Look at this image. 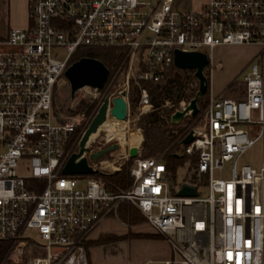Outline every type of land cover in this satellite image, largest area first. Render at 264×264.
Here are the masks:
<instances>
[{
  "label": "built area",
  "instance_id": "obj_1",
  "mask_svg": "<svg viewBox=\"0 0 264 264\" xmlns=\"http://www.w3.org/2000/svg\"><path fill=\"white\" fill-rule=\"evenodd\" d=\"M174 2L27 0L26 27L9 29L0 41V240L12 242L14 261L24 255L25 264H88L86 236L127 201L171 251L165 259L143 264H264L263 86L257 57L238 75L242 99L209 97L197 119L180 127L176 154L194 155V160L178 183L163 155L141 157L139 151L124 190L110 192L93 175L61 173L70 145L77 144L105 97V119L112 117L113 96L125 101L127 117L131 83L138 90L136 111L152 110L150 90L143 84L167 82L170 70H177L174 49L207 57L219 45L264 49V0H205L196 10L176 9ZM86 47L112 48L116 60L101 89L78 90L92 98L89 113L78 111L59 121L54 88L65 82L63 72L74 53ZM117 77L118 88L92 104ZM186 103L181 98L164 106L174 111ZM254 124L259 129L250 138L246 125ZM188 133L192 140L182 144ZM258 139H263L259 165L240 164V156ZM98 163L89 161L97 170L107 164ZM25 181H42L43 187L34 192ZM181 183L193 185L195 196H177ZM25 231H34L36 238ZM27 244L42 254L29 255Z\"/></svg>",
  "mask_w": 264,
  "mask_h": 264
},
{
  "label": "rangeland",
  "instance_id": "obj_2",
  "mask_svg": "<svg viewBox=\"0 0 264 264\" xmlns=\"http://www.w3.org/2000/svg\"><path fill=\"white\" fill-rule=\"evenodd\" d=\"M194 2L193 0H188V2ZM11 26V21L9 22V20H6L5 18H3L0 21V27L2 29H5L7 27ZM2 39H0L1 41ZM180 72H169L167 75V82L168 79H173L174 77H177L178 79H181L179 81V83H181V85H183L185 93L188 94L190 93V89H195L196 85L194 87L193 82H190L189 84V78L188 75L191 74V71H187V70H178ZM215 71H217V67H215ZM236 81H240V77L238 76L236 79ZM166 82V83H167ZM120 83L119 78L117 77L116 80L114 79L113 82L108 85L103 91H99L95 96L96 98L93 100L92 104L94 105H98L99 102L101 101L102 97L104 96V93L106 92H114L118 87V84ZM218 83V77L217 75L212 78L210 80V90L212 92V88L214 89V87L216 86V84ZM189 84V85H188ZM132 86H130L129 91H128V99H129V93L130 90L133 86H135L133 83H131ZM165 85V84H164ZM180 85V86H181ZM209 88V87H208ZM54 94H53V111L55 112V116L57 117V119L59 121H63L66 120L69 117H75V115L77 114V112L79 111L78 109V105L79 103L83 102V103H89V99L90 96L84 94V92L82 91H77L74 95V99L70 100L68 98V86L66 82L61 83L60 85L56 86V88H54ZM174 90L170 88H168V99H173L174 98ZM151 95V93H150ZM230 95V94H229ZM232 96V95H230ZM208 100V99H207ZM206 99L202 98L200 105L198 104V113H201L202 108L204 107V105L206 104ZM136 107H137V100L134 104V106H130V103L128 104V114L127 117H125V119L123 121H117L115 119H113L112 117L108 118V122L107 124L110 125V127L112 129L115 130H121L124 131L125 135L123 140H118V139H114L112 138L108 132H107V128L106 126V121L98 128L97 132L95 133V135H90L88 138V142L87 145L90 149H95L97 146H101L104 147L105 145L111 144V143H118V148L114 149L113 151L105 154L103 157H101L99 159V161H106L107 164H100L99 168H98V174L99 175H103V174H109L112 173L114 171H117L121 166H124L126 164L128 157V147L130 146H136L138 148L139 154L141 156V152H140V143L142 140V135H141V128L139 125V118L142 114H139L136 111ZM166 109H168V111L166 110V112L168 113L169 111H173L174 107H168V106H164ZM73 110V111H72ZM197 114L196 116H194V118H189V117H184L182 118L179 123L176 125V128H180L183 125L188 124L189 122H191L194 119H197ZM163 116H166L163 114ZM165 118V117H164ZM164 118H162L164 120ZM87 118H85L83 121L80 122V125L82 126V123H84V121H86ZM246 128L249 132V137L252 138L255 136V134L257 133L258 129H259V125L254 124V125H246ZM81 130V127L76 129V135L74 136L77 137V135L79 134V131ZM138 134H140L141 139H139ZM105 138H109L110 140H108L107 142H105ZM71 151L74 152L77 149V144L73 145L71 144ZM262 149H263V139H258L257 141H255L253 143V145L251 147H249L239 158V163L240 164H246L252 167H257L259 165L260 162V157H261V153H262ZM178 152V150H177ZM132 162V160H131ZM112 163V164H110ZM189 160H185L183 161V164L181 165V168H178L175 174V183H178L179 181L182 180L184 174H185V169L186 167H189ZM96 165H99L98 161L95 163ZM102 167V168H101ZM112 167H117L116 169H111ZM130 168V167H129ZM98 181L99 178L98 176H94ZM215 177H217V175H215ZM224 177V176H223ZM82 181H80L78 183V187L82 186ZM200 192V196L204 197L206 195V190L202 189L199 190ZM127 205L130 207V209L134 210L136 212V221L132 224H126L125 226L127 228V232L123 235H113V234H104V235H100L98 236L96 239L94 240H90V233L91 230L88 235L86 236L85 240L83 241V245L85 247V252L87 253V250L89 247L92 246H99V245H105V244H109L111 242H116L119 240H124V239H128V238H135V241L137 242L136 247H135V258L137 261L142 260L143 258H146L148 256H151L152 258H157L159 256H161V254L163 253V247L164 245H159V241L158 239H156V237L159 238H163L160 234L156 233L151 227L150 225L145 221L144 217L138 212V210L130 203L127 201H123L120 202L118 207H120L121 205ZM118 207L116 210L115 215L113 216H109L106 218H112L115 219L117 221H119L120 223L124 224V222L120 221V218L118 216ZM105 219V218H104ZM102 221V220H101ZM133 231V232H131ZM25 235H31L33 238H36V235L34 233V231H25L24 233ZM164 239V238H163ZM97 240H101V243L99 244H93V242L97 241ZM26 250H29V255L31 256H35V255H39L42 254L41 250L36 249L34 246L27 244L25 246ZM154 256V257H153ZM160 258V257H159ZM7 261L3 264H25V261L27 259L26 256L22 255L21 259H19V261H14V255H13V251L11 250L9 255L7 256Z\"/></svg>",
  "mask_w": 264,
  "mask_h": 264
},
{
  "label": "trees",
  "instance_id": "obj_3",
  "mask_svg": "<svg viewBox=\"0 0 264 264\" xmlns=\"http://www.w3.org/2000/svg\"><path fill=\"white\" fill-rule=\"evenodd\" d=\"M92 57L101 61L108 69L114 64L116 57L114 50L112 48H81L78 49L73 56V59L79 57ZM171 72H180L172 68ZM189 84L193 82L192 75H188ZM181 79L174 77L173 79H168V82L164 86L160 84H143L150 90V103L152 105V110L144 113L139 118V125L141 128V157H151L163 155V161L166 168L172 178L175 177L178 168H181L183 161L189 160L192 164L194 160V155L186 157L184 155H178V145L175 143V139L180 128H176L178 123H170L168 109L164 107L165 101L171 104L176 103L181 98H185L187 101L193 96L195 89H190V93L186 94L183 85L179 83ZM208 83V80H207ZM188 84V85H189ZM181 85V86H180ZM174 90V98L168 99V88ZM232 96H230V95ZM138 97V90L133 86L129 93V103L130 106H134ZM223 97L233 98L235 100L242 99L244 97V84L239 81H232L225 89V95ZM202 98L208 99V84L206 92L198 100L200 105ZM79 111H84L86 114L89 113L91 105L88 103H79ZM166 115V116H163ZM165 117V118H164ZM164 118V120L162 119ZM76 135V131L73 137ZM139 139H141L140 134H138ZM131 158H128L126 164L121 166L117 171L109 174L99 175L98 173L93 176H98L99 183L106 190L113 192L117 189L124 190L128 188L131 183V178L129 176V167L131 166ZM26 188L29 190H34V192H39L43 187L42 181H25ZM118 216L120 221L132 225L136 221V212L130 209L127 205H121L118 207ZM101 240L93 242V244H99ZM12 248V242L6 240H0V264H3L9 255Z\"/></svg>",
  "mask_w": 264,
  "mask_h": 264
},
{
  "label": "water",
  "instance_id": "obj_4",
  "mask_svg": "<svg viewBox=\"0 0 264 264\" xmlns=\"http://www.w3.org/2000/svg\"><path fill=\"white\" fill-rule=\"evenodd\" d=\"M208 57L200 51L173 50V66L177 70L191 71L196 81L193 96L187 101L181 110H174L169 115L170 123H178L184 117L193 118L198 113V100L207 89V77L205 70L208 66ZM108 69L99 60L92 57H79L73 60L64 70L63 77L68 86V98L72 100L75 93L83 87L101 89L107 79ZM165 84V83H164ZM162 84V86H164ZM123 95V93H121ZM108 99L105 97L98 106L95 114L83 130L77 142V149L67 157L61 173L63 175H95L97 168H92L89 161L96 163L105 154L118 148V143H111L102 148L91 151L87 145L89 135L94 133L104 122ZM109 115L117 121H123L126 117V104L120 96L110 98ZM192 140L188 133L182 140V144H188ZM138 148L128 147V157H136ZM177 196H195V187L187 183H181L175 192Z\"/></svg>",
  "mask_w": 264,
  "mask_h": 264
},
{
  "label": "crops",
  "instance_id": "obj_5",
  "mask_svg": "<svg viewBox=\"0 0 264 264\" xmlns=\"http://www.w3.org/2000/svg\"><path fill=\"white\" fill-rule=\"evenodd\" d=\"M194 1V0H193ZM205 0H175L173 6L176 9L196 10ZM5 18L11 21V26L0 30V39H4L11 28H24L27 25V0H0V21ZM1 29V27H0ZM258 58L259 69L262 75L263 105L262 117L264 120V49L256 44L243 45H219L214 47L208 55V66L205 75L208 80V98L225 95L226 87L234 81L246 68L248 63ZM217 67V71H215ZM217 75L218 83L210 90V80ZM127 232L125 223L112 218L100 221L90 233V240L100 235H123ZM133 232V231H131ZM135 238H128L111 242L105 245L89 247L86 253L88 264H143L145 260H162L171 255L169 245L163 238L156 237L159 245H164L163 253L157 258L148 256L140 261L135 258ZM154 257V256H153Z\"/></svg>",
  "mask_w": 264,
  "mask_h": 264
},
{
  "label": "bare ground",
  "instance_id": "obj_6",
  "mask_svg": "<svg viewBox=\"0 0 264 264\" xmlns=\"http://www.w3.org/2000/svg\"><path fill=\"white\" fill-rule=\"evenodd\" d=\"M106 121V128H107V132H108V134L112 137V138H114V139H118V140H123V138H124V135H125V133H124V131H121V130H115V129H112L111 127H110V125H108L107 124V122H108V118H106L105 120H104V122ZM103 122V123H104ZM102 123V124H103ZM101 124V125H102ZM100 125V126H101ZM99 126V127H100ZM98 127V128H99ZM98 128H97V130H98ZM97 130L94 132V133H91L90 135H95V133L97 132ZM89 135V136H90ZM106 139H109V138H106Z\"/></svg>",
  "mask_w": 264,
  "mask_h": 264
}]
</instances>
